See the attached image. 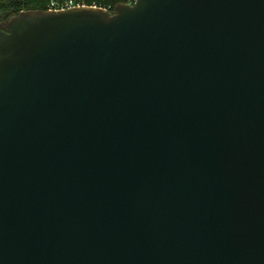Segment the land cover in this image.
Listing matches in <instances>:
<instances>
[{
    "label": "water",
    "instance_id": "1",
    "mask_svg": "<svg viewBox=\"0 0 264 264\" xmlns=\"http://www.w3.org/2000/svg\"><path fill=\"white\" fill-rule=\"evenodd\" d=\"M0 264H264V0L1 22Z\"/></svg>",
    "mask_w": 264,
    "mask_h": 264
},
{
    "label": "trees",
    "instance_id": "2",
    "mask_svg": "<svg viewBox=\"0 0 264 264\" xmlns=\"http://www.w3.org/2000/svg\"><path fill=\"white\" fill-rule=\"evenodd\" d=\"M126 0H85L87 4L95 3L106 6L113 10L118 3ZM50 0H0V23L16 15L21 10L27 9H46Z\"/></svg>",
    "mask_w": 264,
    "mask_h": 264
},
{
    "label": "built area",
    "instance_id": "3",
    "mask_svg": "<svg viewBox=\"0 0 264 264\" xmlns=\"http://www.w3.org/2000/svg\"><path fill=\"white\" fill-rule=\"evenodd\" d=\"M133 2H134V0H126L123 3L132 5ZM81 6L101 7V8L107 9L109 11H112L109 8H107L106 6H100V5H97L95 3L87 4L85 2V0H50L46 9H48V10H65V9H70L73 7H81Z\"/></svg>",
    "mask_w": 264,
    "mask_h": 264
}]
</instances>
